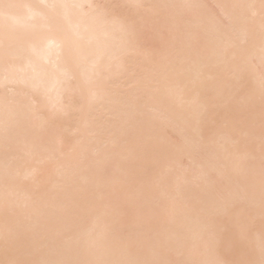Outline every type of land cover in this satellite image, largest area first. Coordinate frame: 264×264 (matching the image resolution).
I'll return each instance as SVG.
<instances>
[{
  "label": "bare ground",
  "instance_id": "obj_1",
  "mask_svg": "<svg viewBox=\"0 0 264 264\" xmlns=\"http://www.w3.org/2000/svg\"><path fill=\"white\" fill-rule=\"evenodd\" d=\"M5 3L18 5L10 9V19L0 17V35L7 26L12 37H26L32 33L55 35L60 23L51 9L45 4L79 3L96 5H125L131 0H4ZM147 4L175 5L163 10L170 16L167 26L158 25L146 32L141 40L144 47L159 51L164 45L170 48L184 47L192 60V72L177 76L166 64L149 63L142 57L129 56L126 71L113 67L105 73V87L113 94V103L98 106L89 111L72 107L67 114L55 121L59 136L63 138V156L39 166L35 181H24L19 177L37 167V154L25 152L24 142L32 139L27 115L11 121L12 142L6 147L3 133V113L0 110V232L5 228L3 212L4 185L2 178L7 169L18 178L12 182L14 212L8 223L19 234L20 254L30 245L43 246L41 258H83L76 254L58 253L60 240L76 237L89 228L97 216L112 229L113 236L142 232L150 236L160 235L163 239L174 240L182 226L193 218L192 209L199 206L205 194L195 186L185 188V200L169 206V182L161 180L162 167H153L152 160L167 156V167L178 170L187 166L186 154L175 151L173 146L182 144L186 121L175 116L169 121H150L146 114L141 122L127 123L130 109L120 101L130 100L141 93L140 86H133L131 73L155 67L159 77L167 75L165 83L184 90L188 103L184 111L193 127H201L206 143L213 144L222 157L246 160L254 157L256 164L255 187H249L247 170L241 168L234 179L232 192L234 207L227 215L215 214L210 228L208 245L201 251L200 259L209 262L218 258L227 260L259 259V246L264 238V217L260 209L259 163H260V125L261 102L258 69L261 63L260 25L257 19L251 27L252 40L250 54L257 68L255 73H245L242 78H226L227 69L219 65L214 69L204 68L206 63H215L209 45L205 50L201 44L208 39L211 30L221 19L228 17L241 23L246 10L240 5L258 3L259 0H143ZM187 6V7H183ZM39 46L38 41H33ZM51 55L55 59V49ZM245 56L248 53L244 54ZM70 73H76L75 65H64ZM203 69L205 78L196 81L194 75ZM13 77H24L30 73L26 61L17 59L7 69ZM5 66L0 62V102L5 95L3 76ZM59 75V74H57ZM207 77H211L210 79ZM8 95L27 104L33 95L31 87L24 82L9 84ZM87 90L83 80L73 82L71 101L78 105L80 96ZM223 90L230 97L227 106L220 103L204 105ZM199 92V97L196 94ZM40 104L49 100L44 96L36 97ZM55 93L51 102H55ZM66 101L69 97L65 96ZM171 101L163 90L158 93L154 103L157 110L170 108ZM91 126L85 125V120ZM202 122V123H198ZM103 128L102 134L100 128ZM150 138L151 150L146 154L139 146ZM235 142V144L233 143ZM70 149L72 150L70 152ZM143 192V199L154 211L141 214L137 201ZM211 212V210H209ZM244 234L249 239L241 240ZM254 250V252H253ZM0 247V259L5 258ZM161 258L178 259L174 252H164Z\"/></svg>",
  "mask_w": 264,
  "mask_h": 264
},
{
  "label": "snow or ice",
  "instance_id": "obj_2",
  "mask_svg": "<svg viewBox=\"0 0 264 264\" xmlns=\"http://www.w3.org/2000/svg\"><path fill=\"white\" fill-rule=\"evenodd\" d=\"M18 5L0 0V17L10 19L9 11ZM51 9L60 23L55 35L32 33L26 37H12L6 26L0 35V62L5 66L3 86L5 95L0 102L3 113V133L6 147L12 142L13 129L11 121L19 120L27 115L32 139L24 142L25 152L37 154V167L28 170L24 181H35L39 166L63 156V138L59 136L55 121L65 116L72 107L80 111H91L98 106L113 103V94L105 87V73L113 67L126 71L129 56L142 57L149 63L166 64L177 76H185L192 72V60L185 53L184 47L170 48L164 45L159 51L146 48L141 40L146 32L158 25L167 26L171 17L163 15V10L175 5L147 4L143 0H131L125 5H96L79 3L45 4ZM187 7V6H183ZM246 10L241 17V23L225 17L218 21L211 30L208 39L201 46L207 50L209 45L215 63H206L204 68L214 69L223 65L227 69L226 78H242L245 73L257 72L254 57L250 54L249 44L252 40L251 27L259 20L261 63L258 69L261 102L260 125V163L259 191L260 209L264 217V0L258 3L240 5ZM33 41H38L39 46ZM55 49V59L51 52ZM248 53L247 56L244 54ZM26 61L30 73L24 77H13L7 69L14 61ZM71 62L77 72H68L64 65ZM59 74V75H57ZM133 86H140L141 93L130 100L120 103L130 109L127 113V123L141 122L146 114L150 121H171L179 116L186 121L182 144L173 146L175 151L186 154L189 158L187 166L181 165L178 170L167 167V156L151 161L153 167H162L161 180L169 182V206L174 209L176 204L185 200V188L189 185L200 188L205 194L200 198L199 206L192 209L193 218L182 226L174 240L163 239L159 234L150 236L142 232L112 235L111 227L97 216L92 225L80 232L76 237L68 236L60 240L58 253L76 254L77 259L41 258L43 246L30 245L20 254L18 249L19 234L15 227L8 223L9 215L14 212L12 182L18 177L7 169L2 182L4 185L3 212L5 228L0 232V247L5 252V258L0 264H264V238L259 246V259L227 260L218 258L214 261L200 259L201 251L207 247L210 228L214 224L215 214L227 215L234 207L232 186L240 169L247 170L249 187H255L256 164L249 156L246 160L222 157L213 144L206 143L201 127H193L189 116L183 110L186 103L184 90L168 86L167 75L159 77L155 67L142 69L139 73H131ZM205 78L203 69L194 75L196 81ZM211 78V77H207ZM83 80L87 90L80 96L78 105H73L71 94L73 82ZM24 82L31 87L33 95L27 104L11 98L8 93L9 84ZM163 90L171 101L170 108L157 110L153 105L158 99V93ZM55 93V102H51V94ZM69 99L66 101L65 96ZM199 92L196 96L199 97ZM37 96L49 100L41 105ZM231 99L223 90H216L214 96L204 105L220 103L230 104ZM202 123V122H198ZM86 126H91L85 120ZM103 128H100L102 134ZM235 144V142H233ZM152 148L150 138H146L139 150L148 153ZM72 150L70 149V152ZM143 192L138 198L137 207L141 214L154 211L143 199ZM211 210V212L209 211ZM240 239H249L241 234ZM174 252L178 259L161 258L164 252ZM254 252V250H253Z\"/></svg>",
  "mask_w": 264,
  "mask_h": 264
}]
</instances>
